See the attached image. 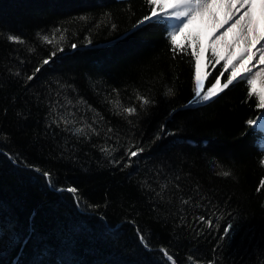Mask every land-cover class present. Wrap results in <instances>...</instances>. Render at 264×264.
<instances>
[{
    "label": "trees",
    "instance_id": "16d2710c",
    "mask_svg": "<svg viewBox=\"0 0 264 264\" xmlns=\"http://www.w3.org/2000/svg\"><path fill=\"white\" fill-rule=\"evenodd\" d=\"M104 13L111 21L96 28L102 17L107 21ZM149 13L145 0H0V264H165L161 247L177 264H189L188 255L201 264H264V190L256 192L264 178V134L246 124L261 115L256 99L245 102L244 81L214 102L183 107L193 96L195 62L173 58L170 21L133 28ZM80 15L89 22L73 20ZM57 26L67 29L64 51L41 67L55 48L37 33L51 38ZM9 34L26 43L9 42ZM207 70L205 88L219 75ZM168 88L171 97L164 95ZM113 89L138 115H115ZM137 92L154 103L140 110ZM67 112L75 114L74 126L92 124L99 134L75 136L52 123ZM130 145L144 149L131 161ZM101 147L116 151L107 156ZM36 168L49 171L56 188L76 187L79 206ZM221 170L232 176H217ZM213 212L214 221L223 217L218 229L197 223ZM233 217L238 231L214 253Z\"/></svg>",
    "mask_w": 264,
    "mask_h": 264
},
{
    "label": "snow or ice",
    "instance_id": "6c2138e0",
    "mask_svg": "<svg viewBox=\"0 0 264 264\" xmlns=\"http://www.w3.org/2000/svg\"><path fill=\"white\" fill-rule=\"evenodd\" d=\"M145 3L150 9V13L137 20L133 28L140 27L149 22H172L167 36L171 45L170 51L173 54V58L175 59L179 54L190 55L191 60L195 62L194 86L192 88L193 96L183 107L214 102L220 94L224 93L231 86L238 82L246 81L247 98L245 102H247V99L255 97V107L261 110V115L255 119H248L246 124L250 129H258L261 134H264V123H261V121H264V0H145ZM256 9H258V14L255 11ZM103 16L107 17V21L102 17L101 22L95 24L96 28L101 27V23L110 22L112 19L109 13H104ZM73 20L87 24L90 18L86 15H80L74 17ZM116 28L117 25L111 23V29L115 30ZM66 34L67 29L60 26L51 30V38L47 34L42 35L39 32L37 33V36L43 43L55 48L49 54V57L42 61L41 67L52 62L57 52L64 51L63 44L66 40ZM85 39L87 44L90 45L92 43L88 37H85ZM7 40L16 44L26 43L22 38L12 34L7 35ZM78 47L79 45L76 43L71 44L72 49ZM33 50L31 48L29 49V51ZM189 50L191 51L189 52ZM205 51L208 53L207 57H205ZM221 61H223V65L219 71V75L215 77V82L211 84V87L205 88V80L210 76V72L202 73V68H208L210 66L212 69H215ZM40 70V67H37L35 72H39ZM226 72L228 73L227 78L222 81L221 77H224ZM34 75H29L27 80H33ZM113 92L117 93V98L110 100L109 103L115 110V115H122L125 119L138 115L136 106H124L119 99L117 90L113 89ZM164 95L169 97L173 96L174 92L172 88H168ZM135 99L139 102L140 110H145L154 103L153 100L138 92ZM67 103L71 104V101H67ZM77 103L82 104L86 102L79 100ZM55 110V107L51 109L52 112H55ZM89 110L95 111L91 106H89ZM97 115L99 114L97 113ZM100 120H103L102 116ZM52 123L56 124L57 127L63 124L64 130L71 131L75 136H84L87 138L89 133L92 135L99 134L92 124L74 126L77 120L75 114L72 112L60 115L59 119H53ZM95 123L96 121L94 120L93 124ZM69 126L73 127L69 128ZM164 131L165 126L161 124L159 133H164ZM107 132L112 133L113 129L109 127ZM159 133L156 136L157 140L160 139ZM168 134L172 135V133ZM131 148L132 146L130 145L129 149L125 151V155L129 161L139 157L144 152V149L139 146H136L135 150H131ZM100 151L107 156H112V153L116 149L101 147ZM5 155L7 154L5 153ZM9 158L14 164L17 163L18 158L14 156H9ZM20 163L23 164V161H20ZM110 163H113L115 166L120 161L115 160L110 161ZM259 164L264 166V157L259 160ZM129 166V164L124 165L126 168ZM216 167L220 166L216 165ZM35 171L42 174L43 179L53 190L72 194L73 200L79 206L81 197L76 187L56 188L55 180L49 171H42L39 168H36ZM216 175L227 178L232 176V172L231 170H221ZM165 187L166 185L162 184L161 191ZM262 190H264V178L260 180L256 192L260 193ZM157 195H160V193H157ZM181 202L184 205H189L190 199L182 200ZM196 207L199 208L200 205L197 204ZM215 215L213 212L207 218L205 215H199L195 219L203 228L218 229L223 217L216 216L214 221L213 216ZM234 220L235 218L233 217L223 227L222 234L218 237L217 245L212 249L214 253L218 251L222 243L230 241L238 231V226L234 223ZM108 230L112 231V229ZM195 235L197 237L202 236L203 231L196 230ZM137 236L145 248L150 247L147 237L138 228ZM18 239L19 237L15 233L10 237L13 243L17 242ZM159 251L163 253L165 264H177L174 256L166 248L161 247ZM187 261L189 264H201L194 255H188ZM207 264H216V261L208 260Z\"/></svg>",
    "mask_w": 264,
    "mask_h": 264
},
{
    "label": "rangeland",
    "instance_id": "374dc122",
    "mask_svg": "<svg viewBox=\"0 0 264 264\" xmlns=\"http://www.w3.org/2000/svg\"><path fill=\"white\" fill-rule=\"evenodd\" d=\"M171 23L172 22H170V27H171ZM207 55H208V53H207V51H205V57H207ZM222 65H223V61H221V63L216 66V70H217L218 73H219L220 69L222 68ZM257 67H259V66H257ZM254 71H255V69H254ZM203 72H209V70H207V68H202V73Z\"/></svg>",
    "mask_w": 264,
    "mask_h": 264
},
{
    "label": "bare ground",
    "instance_id": "6f19581e",
    "mask_svg": "<svg viewBox=\"0 0 264 264\" xmlns=\"http://www.w3.org/2000/svg\"><path fill=\"white\" fill-rule=\"evenodd\" d=\"M255 11H256V12H257V14H258V9H256Z\"/></svg>",
    "mask_w": 264,
    "mask_h": 264
}]
</instances>
